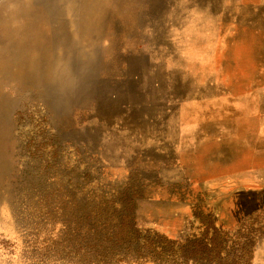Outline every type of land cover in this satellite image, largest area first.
I'll list each match as a JSON object with an SVG mask.
<instances>
[{
  "label": "rangeland",
  "instance_id": "1",
  "mask_svg": "<svg viewBox=\"0 0 264 264\" xmlns=\"http://www.w3.org/2000/svg\"><path fill=\"white\" fill-rule=\"evenodd\" d=\"M36 1L0 0L3 42L10 5ZM129 6L131 26L111 17L81 57L63 19L72 90L1 46L0 264H264V0ZM36 29L26 51L45 60L54 28Z\"/></svg>",
  "mask_w": 264,
  "mask_h": 264
},
{
  "label": "bare ground",
  "instance_id": "2",
  "mask_svg": "<svg viewBox=\"0 0 264 264\" xmlns=\"http://www.w3.org/2000/svg\"><path fill=\"white\" fill-rule=\"evenodd\" d=\"M132 4L134 0H38L30 4L15 2L10 5L13 13L3 28L10 38L3 42L0 35V56L3 54L1 46L5 44L11 50V59L20 71L28 69L34 72L40 80L49 83L54 89L72 90L74 81L68 75L70 70L68 61H71L73 45L62 32L65 26L63 19L68 16L72 31L79 34L75 47L81 57L85 54L81 44L88 43L89 37L98 32L105 34L111 17L118 19L119 15L121 21L131 26L133 20H136L133 13L135 7L131 9L129 6ZM44 22L54 28L53 35L49 38L52 46L45 60L38 51H26L42 42L40 31L36 28ZM232 65L234 66H231L233 69L230 72L235 74L234 78L240 80L246 75L250 77L255 75V61H233ZM75 80L77 82L78 79ZM231 102H233L231 111L236 109L232 113L241 112L243 101L233 97ZM247 106L252 112L257 107L250 95Z\"/></svg>",
  "mask_w": 264,
  "mask_h": 264
},
{
  "label": "trees",
  "instance_id": "3",
  "mask_svg": "<svg viewBox=\"0 0 264 264\" xmlns=\"http://www.w3.org/2000/svg\"><path fill=\"white\" fill-rule=\"evenodd\" d=\"M131 193H132L131 197L129 198V201L132 204L130 211H134L135 206H134V202L132 199H134V195H136V193H134L133 191ZM132 218H133L132 212L131 213L129 212V214L127 213L124 217V222L121 225L122 228H124V230L128 234L134 232L136 237L143 235L142 230L135 227L134 222H132ZM144 240L146 241L147 244L154 246V247L159 243H163V242L169 243L170 242L165 237H163L161 234L159 233L154 234L153 232H147V234L144 235ZM201 245H202V242L201 244H198V247ZM179 246L182 247V244L180 243Z\"/></svg>",
  "mask_w": 264,
  "mask_h": 264
}]
</instances>
